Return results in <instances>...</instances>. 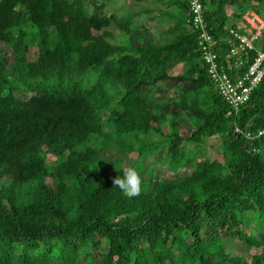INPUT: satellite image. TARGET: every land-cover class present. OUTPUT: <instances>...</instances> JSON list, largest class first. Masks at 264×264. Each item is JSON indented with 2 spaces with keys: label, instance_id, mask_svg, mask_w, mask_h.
Listing matches in <instances>:
<instances>
[{
  "label": "trees",
  "instance_id": "16d2710c",
  "mask_svg": "<svg viewBox=\"0 0 264 264\" xmlns=\"http://www.w3.org/2000/svg\"><path fill=\"white\" fill-rule=\"evenodd\" d=\"M98 2L0 0V264H264V77L235 112L208 75L188 0L142 7L168 20L161 42L139 12ZM202 3L229 70L230 29L247 10L264 17V0ZM217 136L220 153L198 158ZM135 152L138 169L156 154L188 172L151 169L128 198L113 180ZM226 241L261 251L247 258Z\"/></svg>",
  "mask_w": 264,
  "mask_h": 264
},
{
  "label": "built area",
  "instance_id": "2783aa9c",
  "mask_svg": "<svg viewBox=\"0 0 264 264\" xmlns=\"http://www.w3.org/2000/svg\"><path fill=\"white\" fill-rule=\"evenodd\" d=\"M188 3L189 14L186 21L188 26L197 32L199 50L207 66L208 75L222 97L237 112L241 105L248 101L252 90L264 77V50L259 47L264 32V17L254 10H247L239 22L240 31L230 29V34L234 36L235 41H230L231 48L227 54L230 63L227 70L219 60L214 37L204 20L202 0H188ZM249 51L254 52L255 56L250 58ZM245 62H249L245 72L233 78L228 71L234 66L239 68ZM262 134L264 129L259 130L257 136Z\"/></svg>",
  "mask_w": 264,
  "mask_h": 264
},
{
  "label": "rangeland",
  "instance_id": "374dc122",
  "mask_svg": "<svg viewBox=\"0 0 264 264\" xmlns=\"http://www.w3.org/2000/svg\"><path fill=\"white\" fill-rule=\"evenodd\" d=\"M100 2L104 1L105 7L104 10L107 13H115L119 16L125 15L129 12H139V15L135 17V22L136 23H141V25L145 26L148 32L152 35L153 39L155 41L161 42L167 39L169 36H166V29L168 25V20H166L164 17H161L157 12L149 11L146 13H142V7H147V8H157V9H162L165 10V4L163 0H146L143 1L142 3H134L132 0H98ZM92 4H90V7L92 8ZM156 11V10H154ZM157 13V14H156ZM112 32L115 33V40H121L122 37L120 38V35L122 34L119 32L116 27H112ZM37 54V49L35 47H31L28 51V56L29 58H34ZM182 72V67L181 65H178L174 70L171 71V74H178ZM172 89L170 90V93H172ZM19 97L21 98H26L29 95L28 94H18ZM220 142L221 139L220 137H211L207 140V142L203 145L204 149V154H199L197 157L200 158L202 156H208L212 157L213 155H217V153H220ZM49 161L52 160V156H48ZM129 161L132 166V164H135V161L137 159V154L132 153L129 155ZM168 160L165 156L157 157V155L153 154L151 155L148 159L142 162L141 168H139L141 174H147L149 171L154 169L155 173L159 175L160 177H165V178H173L175 177L176 174H183L187 173L188 169L187 168H181L176 172H172L169 170L168 167ZM252 224V223H251ZM249 224V225H251ZM254 226L253 230L255 231V224H252ZM264 233V229H263ZM231 241H226L225 246L226 250H230L234 244ZM232 246V247H231ZM234 248V247H233ZM238 248L241 249H235L233 250L234 254H242L243 256H251L254 253L260 252L261 249L259 248H248L245 250V247L239 246Z\"/></svg>",
  "mask_w": 264,
  "mask_h": 264
},
{
  "label": "clouds",
  "instance_id": "9594fccd",
  "mask_svg": "<svg viewBox=\"0 0 264 264\" xmlns=\"http://www.w3.org/2000/svg\"><path fill=\"white\" fill-rule=\"evenodd\" d=\"M120 175H116L113 185L128 198H134L141 195L143 191V176L140 170L135 166L123 167Z\"/></svg>",
  "mask_w": 264,
  "mask_h": 264
}]
</instances>
